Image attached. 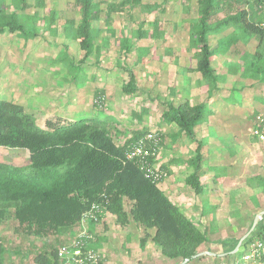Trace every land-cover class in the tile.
I'll return each mask as SVG.
<instances>
[{"label": "rangeland", "instance_id": "1", "mask_svg": "<svg viewBox=\"0 0 264 264\" xmlns=\"http://www.w3.org/2000/svg\"><path fill=\"white\" fill-rule=\"evenodd\" d=\"M13 1L4 0L5 12H10ZM34 1L44 5L38 14H33L38 16L37 36L25 41L8 32L0 35V99L22 104L40 129L48 116L56 114L70 121L92 117L105 120L117 145L143 129L159 135L153 166L159 170L164 166L161 171L165 178L170 170L173 173L172 165L178 168L176 180L184 188L181 203L197 228L217 243L212 246L215 253L224 254L245 236L256 215L255 228L260 222L264 230V215H260L264 211V141L258 142L251 135L254 116L264 115V99L259 100L257 89L251 87L261 76L245 67L256 53L261 58L257 63L264 64V42L258 47L254 36L244 34L235 25L210 35L211 48L234 39L226 55L217 54L212 59L211 67L217 69L218 80L215 96L210 99L207 96L213 84L195 71L198 50L190 38L193 31L189 23L196 22L198 0H142L141 7L129 10L126 4L120 12L116 9L122 0H94L100 3L101 13L93 24L98 36L87 58H83L78 42L64 32V24L71 17L74 26L79 23L78 10H72L74 0H29ZM254 2L223 0L219 14L211 20L213 27L241 11L251 15ZM109 5L114 8L105 21ZM48 11L54 13L52 33L46 31L47 24L41 20ZM33 12L31 8L25 14ZM256 17L253 21L264 26V14L259 12ZM138 29L147 35L137 38ZM128 46L134 47L130 53L126 51ZM127 69L136 77L138 95L127 96L121 90L127 81ZM221 69L228 75L221 76ZM97 96L103 103L98 108L93 104ZM184 101L192 106L206 103L211 111L195 130L197 139H208L202 148L201 180L206 185L202 197L195 196L183 181L190 167L178 162L194 157L195 143L189 138L180 142L178 136L173 142L177 127L161 126L167 103L177 106ZM27 156L23 150L0 148V164L21 166ZM214 162L218 166L211 169ZM212 173L216 175L214 182L207 178ZM160 181L158 186L162 188ZM107 220L99 223L100 233L94 234L103 264H178L162 257L149 240L141 246L143 234L135 225L120 227L115 217ZM75 234L76 230L45 239L24 236L10 211L0 227L5 263L34 264L35 254L49 253ZM244 251L247 249H238L236 261ZM198 258V262L190 264H227V258L215 261L207 254Z\"/></svg>", "mask_w": 264, "mask_h": 264}, {"label": "trees", "instance_id": "2", "mask_svg": "<svg viewBox=\"0 0 264 264\" xmlns=\"http://www.w3.org/2000/svg\"><path fill=\"white\" fill-rule=\"evenodd\" d=\"M141 1L122 0L116 10L120 12L126 4L129 10L139 8ZM222 1L198 0L196 22L189 23L193 31L190 38L198 50L195 71L213 84L207 96L210 99L217 91L215 84L218 80L217 69L211 67L212 59L217 54L225 55L230 43H234L231 38V42L223 41L211 48L210 35L223 27L235 25L241 27L244 34L254 36L258 40V47L264 42V26L253 21L259 12L264 14V0H255L251 15L241 11L234 17L227 16L216 22V27H213L215 23L212 24L211 20L219 14ZM73 5L72 10H78L79 23L74 26L71 17L64 24V32L78 42L84 52L83 58H87L98 36L93 24L100 18V3L94 0H74ZM4 6V0H0V35L8 32L25 41L33 40L38 34V16L33 14H38L40 7L44 6L42 2L14 0L9 13L4 11ZM31 8L34 12L28 16L25 12ZM113 8L111 5L107 7L105 21L112 12L109 10ZM144 8L147 9L146 6ZM48 13L41 20L44 25L47 24L46 31L52 33L54 13ZM146 35L141 29L136 32L137 38ZM133 50L132 46L126 49L129 53ZM259 59L256 53L245 67L261 76L256 86L251 87L261 88L264 93V64L259 65ZM126 75L127 81L121 88L122 92L127 96L138 95L140 89L136 85L134 73L127 69ZM101 96L94 99L93 104L97 108L103 104ZM210 114L206 103L192 106L184 101L177 106L168 102L161 115V123L174 124L178 128L173 140L182 136L195 143L194 157L185 162L192 169L185 184L195 195L202 192L200 174L204 158L203 143L197 139L195 130ZM106 120L108 122L109 118ZM105 122L94 117L70 121L58 115H50L44 121V128L40 129L35 125L34 116L27 113L22 104L0 99V148L28 153L21 166L0 164V227L12 211L17 229L24 236L40 239L56 237L62 232L76 230L82 215L95 205L104 214L115 217L120 227L135 225L141 229L143 237L140 245L143 246L149 240L156 251L168 260L178 264L187 260V264L196 262L197 255L203 252L210 254L212 246L206 232H201L165 196L158 188L159 181L145 175L138 160L127 158L128 153L142 141L145 150L149 152L146 161L153 165L160 144L159 135H156V144L146 141L149 133L143 129L117 145L107 131ZM160 173L163 177V172ZM100 218L97 216L96 220ZM96 222L92 219L89 221L91 233L94 232ZM238 241H235V245ZM254 241L264 245V230L260 222L243 240L241 247L245 250ZM66 242L52 248L49 253L35 254L34 264H58L57 251ZM235 245L224 253L227 264L236 263L235 255H231ZM261 261L264 264V256ZM0 264H6L1 244ZM98 264H103L102 260Z\"/></svg>", "mask_w": 264, "mask_h": 264}, {"label": "built area", "instance_id": "3", "mask_svg": "<svg viewBox=\"0 0 264 264\" xmlns=\"http://www.w3.org/2000/svg\"><path fill=\"white\" fill-rule=\"evenodd\" d=\"M253 136L260 142L264 141V116H257L255 126L252 131ZM146 141L157 143L156 135L149 134L145 138ZM149 152L145 150L144 144L140 141L127 155L128 159H136L139 161L141 169L147 177L154 181H160L162 173L153 165H150L146 158ZM97 216H101L100 220H96ZM110 215L104 214L98 206L92 208L82 215L80 225L76 229L75 236L60 247L57 251L58 264H98L101 260V254L90 245L95 241V233L89 231V221H97L95 225L103 223ZM264 256V245L262 242H252L247 251H244L239 260L235 264H263L261 259Z\"/></svg>", "mask_w": 264, "mask_h": 264}, {"label": "crops", "instance_id": "4", "mask_svg": "<svg viewBox=\"0 0 264 264\" xmlns=\"http://www.w3.org/2000/svg\"><path fill=\"white\" fill-rule=\"evenodd\" d=\"M230 52L232 53V50H230ZM220 55V57H223V55L222 54H219ZM226 55V54H225ZM228 55H229V53H228ZM229 66V65H228ZM221 72H220V75L221 76H224L225 74L226 75H228L227 73H226V71H224L223 69H221L220 70ZM223 73V74H222ZM225 73V74H224ZM225 75V76H226ZM224 76V77H225ZM224 77H221V78H224ZM256 84H257V82L255 83V86H256ZM251 85H254V83H252ZM255 89H257V97L259 98V100H263L264 99V93H263V91H262V89L261 88H255ZM264 89V88H263ZM189 90V89H188ZM77 95V94H76ZM218 95V93L216 94V96ZM215 96V95H214ZM213 96V97H214ZM255 97V96H254ZM56 115V114H55ZM59 116V115H58ZM257 116H264L263 114H258V115H256V116H254V121H255V119H256V117ZM162 125H165L166 127H169V128H173V125L174 124H170V125H167V124H163V123H161V126ZM176 126V125H175ZM201 126V124L199 125V127ZM254 126H255V124H252L251 125V135H252V138H255L254 136H253V134H252V131H253V129H254ZM198 127V128H199ZM164 128V127H163ZM161 130V129H160ZM175 132V134L178 132V128L176 129V131H174ZM156 134V133H155ZM157 135V134H156ZM173 137L174 136H172V139H173ZM204 137V136H203ZM178 138H180L181 140H180V142H186V137H182V136H179ZM256 139V138H255ZM177 140V139H176ZM176 140H172L173 142L174 141H176ZM199 141H201L202 143H203V147H204V142H207V140L208 139H206V138H200V139H198ZM257 140V139H256ZM258 141V140H257ZM258 142H260V141H258ZM195 149V148H194ZM156 156H157V154H156ZM178 162H182V163H184V164H186L185 162L186 161H178ZM203 163V162H202ZM157 166H159V164H156ZM218 166V163L217 162H214V165L213 164H211V169H212V167L213 168H216ZM154 168H155V166H153ZM172 170H173V173H171V170L169 171V173H168V176L165 178V175H164V173H163V178H162V180L160 181V182H162L161 184V187L162 188H160V186H158V188L165 194V196L173 203V204H175L177 207H181V208H183V210H184V212H182L190 221H192L193 223H194V221L192 220V219H190V217H189V214H188V209L186 210V209H184V205H182V203H181V197H182V193H181V191H183V187H180V185H179V183H178V181L176 180L177 179V177H178V173H177V169H175L174 168V165H172ZM210 168V167H209ZM158 171H161V170H159V169H157ZM207 170H208V168H207ZM162 172V171H161ZM192 173V169L191 168H189V171H188V175H185L186 177H184V180L183 181H185V179L190 175ZM202 175H204V173H203V170H202V168H201V174H200V182H201V184H202V192H201V194L200 195H195V196H201L202 194H203V192L205 193L206 192V190H205V184H203V182H202V180H201V177H202ZM206 176V175H205ZM204 176V177H205ZM213 176V177H212ZM216 175L215 174H211V175H207V178H211V181H216L215 179H214V177H215ZM165 178V179H164ZM166 184V186H167V188L165 189L164 188V185ZM202 197V196H201ZM262 213H264V211H262L261 213H260V215L261 216H263L264 214H262ZM257 216V215H256ZM110 217H112L111 215H110ZM110 217H108L107 219H109ZM105 220V222H108V220ZM104 224V223H103ZM102 224V225H103ZM195 224V223H194ZM253 224V223H252ZM252 224H251V226H252ZM196 225V224H195ZM251 226H250V228H251ZM97 227H99V224H97V225H95V227H94V233L96 232L97 234L98 233H100V232H98L99 231V229L97 228ZM77 229V228H76ZM97 234H96V236H97ZM207 234V233H206ZM207 237H208V239L210 240V246H213L214 244H217V243H214L215 241H213L211 238H212V236L210 235H208L207 234ZM241 239V238H240ZM240 239H238V240H240ZM239 242V241H238ZM99 244V242H98V237H96L95 238V241L93 242V243H91V247L92 248H94V249H98V248H96V245H98ZM242 245V244H241ZM241 248V247H240ZM98 251V250H97ZM157 252V251H156ZM203 253H208V252H203ZM209 253L210 254H207V255H209L210 257H212L211 259L212 260H214L215 259V261H218V260H222V258H225L226 256H224V254H222V253H215L214 251H213V247H211V250L209 251ZM206 254H204V256H205ZM201 256H203V255H201ZM198 259L199 258H197V260H196V262H198ZM103 260V259H102ZM191 263V262H190ZM190 263H187V264H190ZM194 263V262H193ZM220 264H224L223 262H220Z\"/></svg>", "mask_w": 264, "mask_h": 264}, {"label": "water", "instance_id": "5", "mask_svg": "<svg viewBox=\"0 0 264 264\" xmlns=\"http://www.w3.org/2000/svg\"><path fill=\"white\" fill-rule=\"evenodd\" d=\"M262 214H264V213H262ZM258 217H259V215H257V216L255 217V219H254V221H253V224H252V226H251L249 232L239 240V242L237 243L236 247H235L234 250L231 252V255L237 253L238 249L241 247V244H242L243 240L246 239V238L249 236V234L254 230V228H255V226H256V223H257V220H258ZM204 254H205V253H201V254L197 255V257H199V256H201V255H204ZM186 262H187V260H185L182 264H185Z\"/></svg>", "mask_w": 264, "mask_h": 264}]
</instances>
